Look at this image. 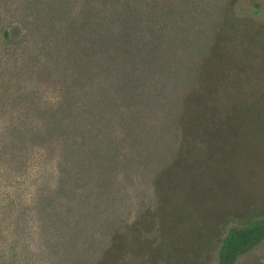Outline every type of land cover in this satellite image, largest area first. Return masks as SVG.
I'll return each mask as SVG.
<instances>
[{"label":"trees","instance_id":"obj_1","mask_svg":"<svg viewBox=\"0 0 264 264\" xmlns=\"http://www.w3.org/2000/svg\"><path fill=\"white\" fill-rule=\"evenodd\" d=\"M243 1H249L247 8L254 13L264 10V0H226L219 31L216 29V38L206 46L203 57L193 59L187 67L188 74H179V65L168 67L156 78L155 90L147 95L151 99L155 96V104L141 103L140 108L147 103L145 108L154 110L156 115L166 100L158 84L162 78L169 84L175 73L177 80L185 81L188 90L171 96L167 115L147 121L153 129L157 125L158 131L165 128L157 132L162 139L167 136L169 125L174 133L170 131L167 140L181 139L182 146L153 173L139 206H129V218L126 215L113 231L95 264H264V254L256 252L264 243V21L251 15L241 17ZM94 5L95 0H91V6L85 0L76 11V20L69 28L76 33L77 40L70 38L71 52L62 56L60 43L67 33L62 31L60 37L57 33V38L54 34L55 28H63L64 24L60 0H0V170L5 164L12 168L11 159L17 161L22 149L26 150L24 156L30 167L41 168L43 156L36 146L53 142L50 138L59 132L47 128L36 137L37 132L28 129L26 121L30 118L28 108L41 102L43 93L48 94L47 86L51 88V81L55 83L58 65L51 70L44 56V52L48 55L50 51L54 56L62 54L70 67H63L70 74L65 86L58 84L63 93L54 107L56 120H64L66 113L61 108L69 106L76 115L74 122L88 124L89 146L94 149L88 157L91 164L96 162L95 154L99 151H120L115 135L104 137L98 127L88 123L86 114L94 112L103 124L116 100L128 96L126 90H131L134 99L143 96L140 89H131V80L136 82L140 78L136 72L142 69L136 67L132 55L129 60L133 63L127 62L125 71L124 61H119L120 56L115 60L112 50L108 56L98 54V44L115 47V43L111 37L104 39L100 35L102 41L97 38L98 33L92 35L89 31L93 26L113 31L114 24L119 30L113 32L112 38L118 36L121 49L127 50L139 32L140 12L125 13L120 24L119 17L95 19ZM15 21L25 28L24 35L17 40L11 35ZM146 45L142 41L132 49L139 53L135 50L144 51ZM147 58L144 56L139 62H146L150 70L153 63ZM160 62L161 71L152 75L161 73L162 66L170 60H158L157 64ZM93 89L100 94L108 92L100 97L94 95ZM72 120L64 123L71 130L76 127ZM120 121L132 123L136 131L143 127L139 113L132 118L121 116ZM153 136L140 150L144 159L154 154L150 143L155 142L157 135ZM35 138L38 140L34 142ZM76 147L64 144L58 149L72 160L78 154ZM106 158L103 155L104 162ZM108 166L102 165L100 172L104 173ZM62 168L71 172L66 165ZM141 172L143 180L150 176L147 170ZM78 177L82 180L83 175ZM67 187L72 189V185ZM0 264H8L1 252Z\"/></svg>","mask_w":264,"mask_h":264},{"label":"rangeland","instance_id":"obj_2","mask_svg":"<svg viewBox=\"0 0 264 264\" xmlns=\"http://www.w3.org/2000/svg\"><path fill=\"white\" fill-rule=\"evenodd\" d=\"M60 1L63 6L61 9L63 14L61 12L60 16H63L64 24L63 28L58 25L54 34L57 38V33L60 37L61 32L66 31L67 34L65 33L60 43L63 54L61 55L66 56L72 49L70 38L77 40L74 36L76 33L69 28L70 24L75 22L74 15L81 9L85 0ZM87 1L91 6V0ZM123 1L95 0L94 7L97 8L95 19L99 16L108 19L119 17L116 20L120 24L125 18V13L140 12L137 27L139 32L136 33L134 41L127 50L121 49L118 36L112 38L113 32L119 30L114 24L113 31L108 27L93 26L89 33L92 35L98 33L97 38L102 41L100 35L104 39L111 37L115 47H108L104 43L98 44L97 53L108 56L112 50L115 60L120 56L119 61H124L122 69L125 71H127V62L133 63L129 60L130 55L134 56L136 59L134 64L142 69V72L140 70L136 72L140 78L136 82L131 80V89L132 92L140 89L143 100L141 97L134 99L130 95L131 90H126L128 96L116 100L108 111L110 117L104 119L103 124L102 119H99L94 112H87V119H90L88 123L98 127L104 137L114 134L121 146L120 151L115 154L105 153L107 162L103 161L105 154L99 151L95 154L96 162L91 164L88 157L94 149L89 146L90 132L86 128L88 124L83 126L79 122H74L72 118L76 115L71 113L69 106L61 108V111L66 113V117L61 114L65 117L64 120L62 118L56 120L54 115L56 111L54 107L62 91L58 88L60 87L58 84H63L64 87L70 78L69 64L58 55L59 52L55 56L52 55V51L48 52V55L44 52L45 59L51 64V70L58 65L55 71L56 80L55 83L51 81V88L47 86L48 94L43 93V100L33 109L28 108L30 118L26 121L28 129L32 128L37 132L36 137L44 134L47 128L59 132L50 138L53 142L47 141V144L36 146L40 148L43 156L41 168L30 167L29 161L24 156L26 150L22 149L18 153L17 161L11 159L12 168L5 164L0 170V252L8 264H95L109 244L113 231L124 222L126 215L129 218V206L136 205V208L139 206V200L151 184L153 173H156L162 162L172 157L182 146L179 143L181 139L172 137L167 140L171 131L169 125L166 127L167 136L162 139L157 132L160 133L165 128L161 127V131H158L157 125L153 129L152 124H147V121L154 117L161 119L167 115L171 96L181 95L188 90L185 81L177 80L175 73L169 79V84L166 78H162V82L158 84L162 86V95L166 100L163 101L156 115L154 110L145 108L147 103H144L142 108L140 105L145 101L155 104V96L153 95L151 99L147 98V95L151 89L155 90L156 78L168 67L179 65L181 71L179 74H188L187 67L192 64L193 59L203 57L206 46L211 45V41L216 38V29L219 31L218 24L220 17H223V8L227 6L226 0H125L122 4ZM243 3L244 10L239 13L241 17L251 15L261 22L264 21V10L259 14L254 13L247 8L250 6L249 1ZM102 9L106 12H114L118 16H109L102 12ZM11 31L12 38L17 40L24 35L25 28L21 22L15 21ZM148 37L151 41H148ZM142 41L147 42L146 50H135L139 52L135 53L132 48L140 45ZM106 44L110 45L108 42ZM81 48L82 46L77 51L79 52ZM138 55L143 59L147 56L153 63L152 69L149 70L146 62H139ZM102 58L104 57L100 59ZM158 60H170V62L162 66L161 73L152 75L151 73L161 71V62L157 64ZM63 67L69 68L63 69ZM107 92L108 90L100 94L93 89L94 95L104 96ZM105 104L107 109L109 106L107 100ZM136 113L140 114L143 121V127L139 131H136L137 128L132 123L120 121L121 116L132 118ZM104 115L102 113L100 117L103 118ZM70 120L76 125L73 130L64 124ZM131 127L135 129L134 132L130 130ZM68 133L69 135L66 136ZM171 133L173 134L174 131L172 130ZM153 135H157L155 142L150 143L154 154L144 159L140 150L144 149L149 140L152 141ZM35 140L38 139L35 138L34 142ZM64 144L77 146L78 154L72 160L58 149ZM91 145H94L93 142ZM82 147L84 149L80 150ZM108 159L113 161L109 162ZM105 164L109 166L105 168L104 173H101L100 168ZM63 165H66V169L71 172L65 171ZM145 170L149 171L150 176L143 180L141 177L144 174L141 171ZM80 174L83 175L82 180H79ZM73 179L78 182H72ZM68 184L72 185L71 190L67 187ZM134 213L135 211L131 216ZM256 252L264 254V243L258 246Z\"/></svg>","mask_w":264,"mask_h":264}]
</instances>
